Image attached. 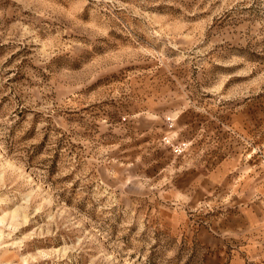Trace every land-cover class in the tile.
Here are the masks:
<instances>
[{"label":"rangeland","instance_id":"374dc122","mask_svg":"<svg viewBox=\"0 0 264 264\" xmlns=\"http://www.w3.org/2000/svg\"><path fill=\"white\" fill-rule=\"evenodd\" d=\"M263 203L264 0H0V264H255Z\"/></svg>","mask_w":264,"mask_h":264},{"label":"crops","instance_id":"0c3cea01","mask_svg":"<svg viewBox=\"0 0 264 264\" xmlns=\"http://www.w3.org/2000/svg\"><path fill=\"white\" fill-rule=\"evenodd\" d=\"M255 216L251 219L249 226L246 227L248 233L244 235V238L247 239V245L244 244L241 250L246 253L248 262L264 264V203L262 211Z\"/></svg>","mask_w":264,"mask_h":264}]
</instances>
